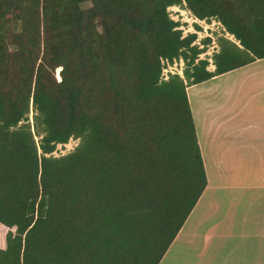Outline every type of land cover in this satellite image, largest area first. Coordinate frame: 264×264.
<instances>
[{"label": "trees", "instance_id": "1", "mask_svg": "<svg viewBox=\"0 0 264 264\" xmlns=\"http://www.w3.org/2000/svg\"><path fill=\"white\" fill-rule=\"evenodd\" d=\"M257 59L264 0H0V264H159L206 186L186 88Z\"/></svg>", "mask_w": 264, "mask_h": 264}, {"label": "crops", "instance_id": "2", "mask_svg": "<svg viewBox=\"0 0 264 264\" xmlns=\"http://www.w3.org/2000/svg\"><path fill=\"white\" fill-rule=\"evenodd\" d=\"M186 95L206 186L159 264H264V59Z\"/></svg>", "mask_w": 264, "mask_h": 264}, {"label": "rangeland", "instance_id": "3", "mask_svg": "<svg viewBox=\"0 0 264 264\" xmlns=\"http://www.w3.org/2000/svg\"><path fill=\"white\" fill-rule=\"evenodd\" d=\"M169 17L178 22L179 28L182 31V37L187 34L195 33L196 40L194 45H197L200 49L205 48V52L198 56V60H207L209 62L208 69L212 64L211 56L218 49L217 39L222 36V27L220 24L214 20L210 22L199 21L195 19L189 11L184 7H170L168 8ZM194 25L199 26V30H196ZM224 37L229 38L233 41V38L227 34ZM206 38L210 39V43L207 45L203 44V40ZM184 62L182 60L174 61L173 64L164 63V68L162 69L161 78L162 80H167L170 75L177 74L183 78ZM59 70H56V77L58 76ZM32 113L30 112L29 118L31 119ZM31 121V120H30ZM78 144V140L70 139L66 145L57 146L53 156L58 157L71 152Z\"/></svg>", "mask_w": 264, "mask_h": 264}]
</instances>
